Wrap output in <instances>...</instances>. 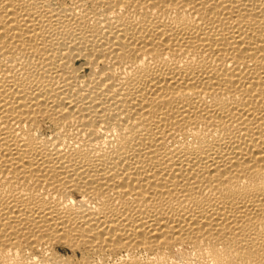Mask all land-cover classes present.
Wrapping results in <instances>:
<instances>
[{"label":"bare ground","instance_id":"1","mask_svg":"<svg viewBox=\"0 0 264 264\" xmlns=\"http://www.w3.org/2000/svg\"><path fill=\"white\" fill-rule=\"evenodd\" d=\"M0 264H264V0H0Z\"/></svg>","mask_w":264,"mask_h":264}]
</instances>
